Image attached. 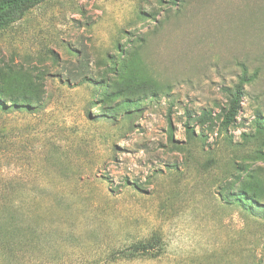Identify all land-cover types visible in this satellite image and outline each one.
I'll use <instances>...</instances> for the list:
<instances>
[{"label": "rangeland", "instance_id": "rangeland-1", "mask_svg": "<svg viewBox=\"0 0 264 264\" xmlns=\"http://www.w3.org/2000/svg\"><path fill=\"white\" fill-rule=\"evenodd\" d=\"M0 264H264V0H48L0 31Z\"/></svg>", "mask_w": 264, "mask_h": 264}, {"label": "trees", "instance_id": "trees-1", "mask_svg": "<svg viewBox=\"0 0 264 264\" xmlns=\"http://www.w3.org/2000/svg\"><path fill=\"white\" fill-rule=\"evenodd\" d=\"M48 0H0V31L10 27L20 21L27 13ZM241 91L238 89L232 99L229 116L224 117V124L229 125L232 122V117L239 111L238 103L241 96ZM189 133V130H187ZM244 196V194H241ZM241 199V198H240ZM235 202H239V197L235 198ZM253 203L252 199H249ZM247 210L251 211V206L242 205Z\"/></svg>", "mask_w": 264, "mask_h": 264}]
</instances>
